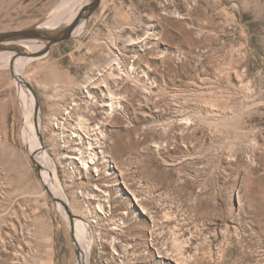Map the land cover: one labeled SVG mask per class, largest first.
Returning a JSON list of instances; mask_svg holds the SVG:
<instances>
[{
  "label": "rangeland",
  "instance_id": "374dc122",
  "mask_svg": "<svg viewBox=\"0 0 264 264\" xmlns=\"http://www.w3.org/2000/svg\"><path fill=\"white\" fill-rule=\"evenodd\" d=\"M90 1L0 0V33ZM18 60L0 51V264H83L77 220L86 264H264V0H101Z\"/></svg>",
  "mask_w": 264,
  "mask_h": 264
},
{
  "label": "water",
  "instance_id": "95a60500",
  "mask_svg": "<svg viewBox=\"0 0 264 264\" xmlns=\"http://www.w3.org/2000/svg\"><path fill=\"white\" fill-rule=\"evenodd\" d=\"M101 0H91L83 5L76 13L70 23L63 28L55 30L44 26V23L37 24L20 30H13L0 33V51L10 52L13 60L19 58L35 59L46 55L54 44L70 39L81 23L87 20L100 6ZM44 43V47L36 51H29L26 43ZM24 84L34 93L33 86L25 80ZM37 123V120H35ZM72 224V230H73Z\"/></svg>",
  "mask_w": 264,
  "mask_h": 264
},
{
  "label": "bare ground",
  "instance_id": "6f19581e",
  "mask_svg": "<svg viewBox=\"0 0 264 264\" xmlns=\"http://www.w3.org/2000/svg\"><path fill=\"white\" fill-rule=\"evenodd\" d=\"M76 1V0H75ZM72 5V4H71ZM76 6V5H75ZM70 7V6H69ZM68 10H70V9H68ZM66 11V10H65ZM68 13V12H67ZM64 15V14H63ZM66 15V14H65ZM70 23V22H69ZM80 28V27H79ZM79 28H77L76 29V31L79 29ZM26 45V47H27V49L29 50V51H36V50H38V49H40V45H38V44H36V42H34V43H26L25 44ZM23 59H25V58H19V60H18V62L20 63L19 64V71L17 72V74L19 75V77H21L20 76V68H22V66L24 65V62H21ZM25 82V81H24ZM21 92H22V95H24V96H27V94H26V92L23 90V89H21ZM82 126V128L84 129V130H86V126L85 125H81ZM83 129H81V130H83ZM79 136H80V139H82L81 137H82V134H79ZM82 154H83V152H82ZM46 159V158H45ZM37 162H39V159L37 160ZM47 162H48V158H47ZM54 169H52V171H53ZM41 173L45 176V177H47L49 180H50V182H51V187H52V189H55V187H54V183L51 181V178H52V176H50V174L48 173V172H46V171H44V170H41ZM56 179V178H55ZM52 192L53 193H55L54 192V190H52ZM57 193H59L58 192V189H56V194ZM59 197V196H58ZM62 197V196H61ZM63 200V199H62ZM64 201V200H63ZM65 202V201H64ZM59 204V206L61 207V209L63 210V208H62V205L60 204V203H58ZM74 227H75V230H76V233H77V241H78V246H79V249H80V256H81V263H83V264H86L87 262H88V257H89V253H90V248L92 247V245H93V238L90 236V239H87L86 238V225L82 222V221H75L74 222Z\"/></svg>",
  "mask_w": 264,
  "mask_h": 264
}]
</instances>
